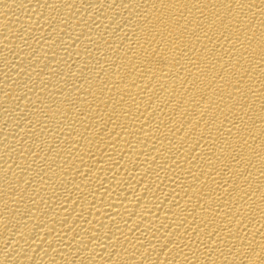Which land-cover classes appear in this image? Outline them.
Masks as SVG:
<instances>
[{"label":"bare ground","instance_id":"1","mask_svg":"<svg viewBox=\"0 0 264 264\" xmlns=\"http://www.w3.org/2000/svg\"><path fill=\"white\" fill-rule=\"evenodd\" d=\"M0 264H264V0H0Z\"/></svg>","mask_w":264,"mask_h":264}]
</instances>
